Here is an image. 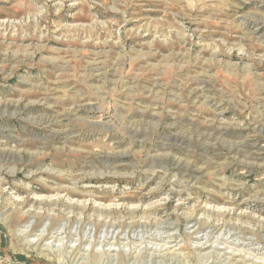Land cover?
<instances>
[{
  "label": "rangeland",
  "instance_id": "obj_1",
  "mask_svg": "<svg viewBox=\"0 0 264 264\" xmlns=\"http://www.w3.org/2000/svg\"><path fill=\"white\" fill-rule=\"evenodd\" d=\"M157 263L264 264V0H0V264Z\"/></svg>",
  "mask_w": 264,
  "mask_h": 264
},
{
  "label": "bare ground",
  "instance_id": "obj_2",
  "mask_svg": "<svg viewBox=\"0 0 264 264\" xmlns=\"http://www.w3.org/2000/svg\"><path fill=\"white\" fill-rule=\"evenodd\" d=\"M51 210V209H50ZM166 234V233H165ZM167 235V234H166ZM158 264V263H157Z\"/></svg>",
  "mask_w": 264,
  "mask_h": 264
}]
</instances>
